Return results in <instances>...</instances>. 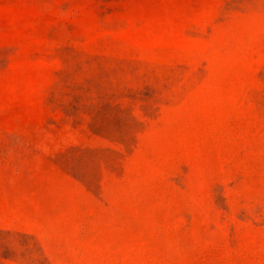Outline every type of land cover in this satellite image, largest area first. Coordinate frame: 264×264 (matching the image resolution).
Returning <instances> with one entry per match:
<instances>
[{"label": "rangeland", "instance_id": "1", "mask_svg": "<svg viewBox=\"0 0 264 264\" xmlns=\"http://www.w3.org/2000/svg\"><path fill=\"white\" fill-rule=\"evenodd\" d=\"M0 264H264V0H0Z\"/></svg>", "mask_w": 264, "mask_h": 264}]
</instances>
